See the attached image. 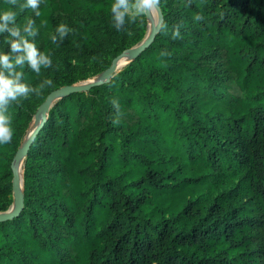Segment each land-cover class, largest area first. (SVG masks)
Here are the masks:
<instances>
[{"label": "trees", "instance_id": "16d2710c", "mask_svg": "<svg viewBox=\"0 0 264 264\" xmlns=\"http://www.w3.org/2000/svg\"><path fill=\"white\" fill-rule=\"evenodd\" d=\"M113 2L41 0L39 16L20 12L52 57L41 76L26 71L30 83L53 81L45 98L86 79L83 63L106 69L143 39L144 16L113 27ZM159 8L166 27L140 55L48 111L23 158V208L0 222V264H264V0ZM61 22L72 31L53 43ZM9 111L0 212L34 117L22 103Z\"/></svg>", "mask_w": 264, "mask_h": 264}, {"label": "clouds", "instance_id": "9594fccd", "mask_svg": "<svg viewBox=\"0 0 264 264\" xmlns=\"http://www.w3.org/2000/svg\"><path fill=\"white\" fill-rule=\"evenodd\" d=\"M40 4L41 0H21L19 3L18 0H10V6L0 9V145L10 143L14 135L10 106L31 95L39 96L46 86H54L53 81L47 78L39 84L25 79L26 71L41 76L43 70L52 66L50 52L38 47L36 37L39 29L32 17L29 16L23 24L17 22L24 9H31L35 16H39ZM159 5L160 0H114L111 5L113 27L120 30ZM165 27L163 23L158 24V28ZM71 31L67 23L61 22L48 36L53 43L62 42ZM179 36L177 28L173 37ZM116 103L114 100L113 105L116 106Z\"/></svg>", "mask_w": 264, "mask_h": 264}, {"label": "water", "instance_id": "95a60500", "mask_svg": "<svg viewBox=\"0 0 264 264\" xmlns=\"http://www.w3.org/2000/svg\"><path fill=\"white\" fill-rule=\"evenodd\" d=\"M156 13V20L150 24L149 31L146 33L145 37L136 44L133 48L126 50L116 56L110 66L105 71L103 78L106 80H109L114 74L119 72L121 68H123L126 64H128L131 60L136 58L138 55H140L154 40L156 33L160 28H158V24L162 23V13L159 7H157L155 10ZM145 17L150 18V12H146ZM101 82V79L99 80H92L82 85H71V86H64L59 89L53 90L50 92L47 97L45 98L44 102L41 104L38 110V114L41 117V123L30 130L25 138V141L22 145V147L16 152L13 162L11 163V172H12V194L14 199L15 208H12V206L9 207V209L6 212L0 213V222L9 221L12 218H14L20 210L23 208V175L21 176V179L18 176L16 165L17 163L25 158L34 138L36 137L42 123L46 119V115L54 102L58 100L59 98H62L66 95L81 92V91H87L92 86L98 85ZM25 156V157H24Z\"/></svg>", "mask_w": 264, "mask_h": 264}, {"label": "rangeland", "instance_id": "374dc122", "mask_svg": "<svg viewBox=\"0 0 264 264\" xmlns=\"http://www.w3.org/2000/svg\"><path fill=\"white\" fill-rule=\"evenodd\" d=\"M144 16V20H145V28H144V37L146 35V33L149 31V28H150V24H151V21L149 18L145 17ZM155 21V20H154ZM143 37V38H144ZM129 41L131 40V37H129L128 39ZM136 44H133L132 42L129 43V47L127 50L133 48ZM93 60V59H92ZM69 63L73 64V65H77L76 62L70 60ZM82 68H84V70L86 71V74H87V78L76 83V84H73V85H82V84H85L89 81H92V80H99V79H103V75L105 73V71L107 70V68L105 69V67L101 66V65H88L86 63H83L82 64ZM50 86H46L42 91H41V94L39 96L37 95H31L30 97L26 98V99H23L20 103H22V105L24 107H28L30 108V110L32 112H34V117H33V121L32 123L30 124V128H29V131L32 130L33 128H35L40 120H41V117L39 116L38 114V110H39V107L41 106V103L44 101L45 99V94L50 91ZM56 102V101H55ZM54 102V103H55ZM28 131V132H29ZM28 134V133H27ZM27 136V135H26ZM26 138V137H25ZM25 141V139H24ZM26 156V155H25ZM24 156V157H25ZM18 165L20 164V167H21V170H22V175H23V159L20 160L18 163ZM16 165V166H18ZM12 198H13V194H12ZM14 204V199H12V202L10 203L9 207L12 206ZM0 213H3V212H0Z\"/></svg>", "mask_w": 264, "mask_h": 264}, {"label": "bare ground", "instance_id": "6f19581e", "mask_svg": "<svg viewBox=\"0 0 264 264\" xmlns=\"http://www.w3.org/2000/svg\"><path fill=\"white\" fill-rule=\"evenodd\" d=\"M149 19H150L151 23L154 22V20H156V13L154 10L150 12V18ZM16 168H17L18 176L21 179L22 170H21L20 164L18 166H16ZM12 208H15V205H13Z\"/></svg>", "mask_w": 264, "mask_h": 264}]
</instances>
